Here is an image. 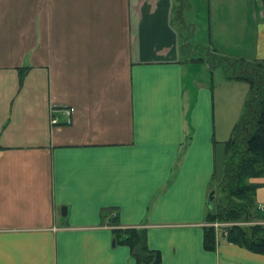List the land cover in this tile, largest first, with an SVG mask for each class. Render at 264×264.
Returning <instances> with one entry per match:
<instances>
[{"label":"crops","instance_id":"crops-1","mask_svg":"<svg viewBox=\"0 0 264 264\" xmlns=\"http://www.w3.org/2000/svg\"><path fill=\"white\" fill-rule=\"evenodd\" d=\"M172 5L0 0V264H136L107 209L146 230L160 264H264L215 229L203 247L218 150L249 87L183 58ZM243 25L249 50L216 53L264 60L261 4ZM251 182L263 209L264 178Z\"/></svg>","mask_w":264,"mask_h":264},{"label":"trees","instance_id":"trees-1","mask_svg":"<svg viewBox=\"0 0 264 264\" xmlns=\"http://www.w3.org/2000/svg\"><path fill=\"white\" fill-rule=\"evenodd\" d=\"M185 3V0H173L172 5L171 23L177 26L181 35L185 30L182 20ZM261 5L264 11V0H261ZM183 37L180 53L185 55L188 53L190 36ZM186 56L189 61H204ZM206 62L211 68H220L228 80L246 83L249 91L241 117L233 127L230 139L224 143L225 158L218 191L211 189L209 192H214V198L205 216L207 226L203 228V247L206 251L215 249L214 229L208 225L226 223L233 224L227 228V242L264 255V226L247 228L236 225L250 220L251 211L256 209L255 192L260 184L251 180L264 178V60L244 61L212 54ZM25 72L26 68L18 69L20 82ZM109 216L113 227V244L127 246L136 264H160V253L147 245L145 229L120 226L117 214L112 209L102 213V220L106 223Z\"/></svg>","mask_w":264,"mask_h":264},{"label":"rangeland","instance_id":"rangeland-1","mask_svg":"<svg viewBox=\"0 0 264 264\" xmlns=\"http://www.w3.org/2000/svg\"><path fill=\"white\" fill-rule=\"evenodd\" d=\"M185 2L186 8L182 12L185 30L182 31V35L177 31V26L175 24L173 26L178 34L180 45L183 43V36H190L188 39V53L183 55V58L189 55L192 58H202L206 61L212 54H218L215 52L216 50L227 53L249 50V46L253 42L254 30L250 26L245 28L243 23L246 17H251L253 8L260 5L261 0H185ZM242 39L247 43L241 44ZM199 66L201 65H197V68ZM216 70L221 74L220 72L222 71L220 68L217 67ZM201 75L206 76L203 73ZM227 137L229 136L227 135ZM223 161L224 156L218 150L216 173L218 175L211 188L216 191H218L217 187L221 178ZM257 209H259L258 213H256ZM107 210H103L102 213H106ZM250 217V220L236 223V225L247 228L255 225L264 226V208L260 209L256 206V209L251 211ZM106 219H108L106 222L108 223L107 225L111 226L112 221L110 216ZM218 224L221 225L215 230H218L221 236L226 239L227 228L233 224ZM205 225L207 226L206 222ZM208 226L213 228L211 224Z\"/></svg>","mask_w":264,"mask_h":264},{"label":"water","instance_id":"water-1","mask_svg":"<svg viewBox=\"0 0 264 264\" xmlns=\"http://www.w3.org/2000/svg\"><path fill=\"white\" fill-rule=\"evenodd\" d=\"M214 198V192H211L209 195H208V198H207V205L208 207H211V204H212V200ZM62 212H63V215L65 214V208H62ZM113 243V242H112Z\"/></svg>","mask_w":264,"mask_h":264},{"label":"built area","instance_id":"built-area-1","mask_svg":"<svg viewBox=\"0 0 264 264\" xmlns=\"http://www.w3.org/2000/svg\"><path fill=\"white\" fill-rule=\"evenodd\" d=\"M51 122L52 123H56L55 120H52ZM211 225L213 226L214 229H217L221 224H218V223L215 222V223H212Z\"/></svg>","mask_w":264,"mask_h":264}]
</instances>
